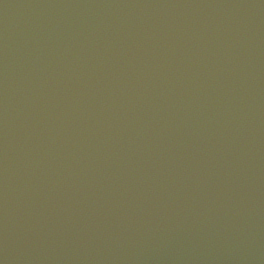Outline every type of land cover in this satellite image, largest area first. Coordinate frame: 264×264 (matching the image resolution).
Wrapping results in <instances>:
<instances>
[{"label":"water","instance_id":"95a60500","mask_svg":"<svg viewBox=\"0 0 264 264\" xmlns=\"http://www.w3.org/2000/svg\"><path fill=\"white\" fill-rule=\"evenodd\" d=\"M0 264H264V0H0Z\"/></svg>","mask_w":264,"mask_h":264}]
</instances>
